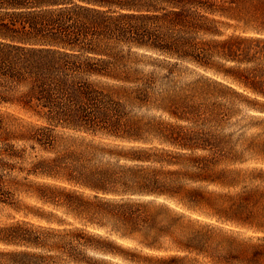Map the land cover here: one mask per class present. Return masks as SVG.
Returning <instances> with one entry per match:
<instances>
[{
	"label": "trees",
	"instance_id": "16d2710c",
	"mask_svg": "<svg viewBox=\"0 0 264 264\" xmlns=\"http://www.w3.org/2000/svg\"><path fill=\"white\" fill-rule=\"evenodd\" d=\"M0 264H264V0H0Z\"/></svg>",
	"mask_w": 264,
	"mask_h": 264
}]
</instances>
